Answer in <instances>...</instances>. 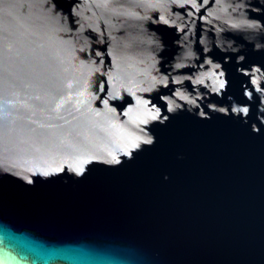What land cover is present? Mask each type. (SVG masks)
Returning a JSON list of instances; mask_svg holds the SVG:
<instances>
[{"label":"water","instance_id":"95a60500","mask_svg":"<svg viewBox=\"0 0 264 264\" xmlns=\"http://www.w3.org/2000/svg\"><path fill=\"white\" fill-rule=\"evenodd\" d=\"M0 264H264V0H0Z\"/></svg>","mask_w":264,"mask_h":264},{"label":"snow or ice","instance_id":"6c2138e0","mask_svg":"<svg viewBox=\"0 0 264 264\" xmlns=\"http://www.w3.org/2000/svg\"><path fill=\"white\" fill-rule=\"evenodd\" d=\"M221 87H223V84H221ZM233 111H239V109H233ZM242 111L247 112L248 109L247 108H244V109H242Z\"/></svg>","mask_w":264,"mask_h":264}]
</instances>
